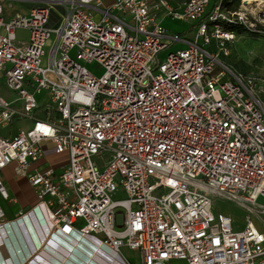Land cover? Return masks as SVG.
Here are the masks:
<instances>
[{"label":"built area","instance_id":"obj_1","mask_svg":"<svg viewBox=\"0 0 264 264\" xmlns=\"http://www.w3.org/2000/svg\"><path fill=\"white\" fill-rule=\"evenodd\" d=\"M45 1L10 16L0 2V74L22 104L0 96V126L32 120L0 136V198L16 202L10 165L35 189L12 219L0 204L9 242L20 235L0 264H133L124 246L139 264H264V83L222 59L240 39L231 26L264 32V15L222 0ZM167 17L193 22L194 36ZM45 141L68 153L65 167L35 165ZM216 196L245 209L243 228L214 209ZM33 217L39 231L25 233Z\"/></svg>","mask_w":264,"mask_h":264},{"label":"rangeland","instance_id":"obj_2","mask_svg":"<svg viewBox=\"0 0 264 264\" xmlns=\"http://www.w3.org/2000/svg\"><path fill=\"white\" fill-rule=\"evenodd\" d=\"M104 1V0H103ZM176 2V0H172ZM264 0L247 1L242 0L240 7H245L249 11V15H254L258 18L259 14L264 15ZM56 16V15H55ZM163 25L172 30L180 31L186 37H193L194 31L193 22H188L185 20H179L173 17L164 18L162 21ZM261 28V27H260ZM264 33V32H263ZM240 39L236 44L231 46V52L228 57H223L225 61L234 71L244 75H251L257 81V85L260 86L264 83V35L251 36L249 34L239 35ZM50 42H48L46 49H49ZM167 52V51H166ZM166 52L160 53V58H162ZM47 61V57L43 58V62ZM89 69L96 75H101L104 72V68L98 66L97 64L89 65ZM0 96L8 100H12L15 93L9 89L6 84L4 72L0 74ZM259 97L264 102V94L260 93ZM29 120L28 124H32V120ZM11 197L16 198V202L4 200L0 198V204L6 214H17V211L22 208L27 210L31 203L28 200L35 201V189L31 186L30 188H25L24 191L20 189L12 194ZM260 203L264 204V196H261L258 200ZM214 209L216 211L220 210L226 214L233 217L234 220L241 222L245 215V209L239 206L237 203L229 200H225L222 197L216 196L214 198ZM256 224L261 230H264L263 222L255 217ZM122 253L130 259L131 262L137 264L140 261V253L138 250H131L128 247H122ZM171 264H189L186 260L175 259Z\"/></svg>","mask_w":264,"mask_h":264},{"label":"crops","instance_id":"obj_3","mask_svg":"<svg viewBox=\"0 0 264 264\" xmlns=\"http://www.w3.org/2000/svg\"><path fill=\"white\" fill-rule=\"evenodd\" d=\"M112 1L113 0H104L103 2L105 4H110ZM181 1H183V0H176L175 3H178ZM0 2L4 3V5L6 6L5 13L8 16L14 15L16 13H28V11L34 5L47 3V1H45V0H42V1L41 0H34V1L33 0H14V1H12V3H10L9 0H0ZM9 4H12V6H9ZM63 12H64L63 8H59V7L54 8L52 11L51 19H50V24L51 25L57 24L59 21V17H60L59 15H61V13H63ZM191 28H193V26ZM178 32H180V31H178ZM17 36H18V41L20 43L26 44L28 39H29V31L26 29H23V28L19 29V30H17ZM176 46H180V45H176ZM11 101L15 103V105L18 109L22 108V104L19 101H17L16 94H15V96H13V99ZM27 119H29V118H23L20 116H16L8 124L0 126V136H12V135H15L21 129L29 128L31 126V124L26 123L29 121ZM43 145H44L45 151H46L45 156L42 160H40L39 162H37L35 164L36 166L45 167L46 165H51V166L55 167L56 169H61L68 164L69 155L67 152L62 153V154H57L54 151V145L51 141H45ZM3 175H4L6 185L8 186L11 195L12 194L14 195V193H16L19 189L21 191H24L25 188L31 187V184L29 183L27 177L15 174L14 165H10V166H7L6 168H4ZM31 201L32 200H28V203L32 204ZM20 209H22V208H20ZM16 215L17 214H6L5 218L9 220V219L14 218ZM234 225L237 229L243 228L245 226L244 218L241 222L234 220ZM125 247H127V246H125ZM44 258H47V257L44 256ZM71 258L73 260H75L73 257H71ZM41 260H43V258H41ZM51 263H54V262L51 261ZM139 263H140V261L137 264H139ZM133 264H135V263H133Z\"/></svg>","mask_w":264,"mask_h":264},{"label":"bare ground","instance_id":"obj_4","mask_svg":"<svg viewBox=\"0 0 264 264\" xmlns=\"http://www.w3.org/2000/svg\"><path fill=\"white\" fill-rule=\"evenodd\" d=\"M247 1H255V0H247ZM264 2V1H263ZM31 214H34V216L35 217H37L38 218V216L36 215L37 213L34 211L33 213H31ZM30 217H32V215H30ZM35 217H33L32 219H31V221H30V224H27L26 226H25V233H26V230H28L29 228V230L27 231V232H30L31 231V233H33L32 231H39V228H40V224H39V221L37 220V218H35ZM27 222V221H26ZM18 225H19V227H18V230H14L13 232H17V231H19V230H21V228L23 229L24 227H23V225L22 224H20V223H17ZM18 225H13V229L14 228H17V226ZM26 227H27V229H26ZM5 228V229H4ZM11 228H9V227H6V226H4V227H1L0 226V234H3L4 235V239L3 240H5L6 242H7V244H8V248L10 249V250H6L5 248H4V244L2 243V245H3V248H2V252H1V255H0V257L2 258V257H4V258H6V259H9V256H14V255H16V251L14 250L17 246H20V242H18L19 240H18V238H17V235H19L18 233H17V235H13L12 236V243L11 242H9V240L8 239H10V236L8 235L9 233H11V230H10ZM37 229V230H36ZM6 234V235H5ZM9 236V237H8ZM20 236V235H19ZM20 238V237H19ZM0 240H2V238L0 239ZM21 241H22V243L23 244H28L27 243V241L26 240H23V239H21ZM29 242V241H28ZM1 245V246H2ZM43 245L44 244H42V246H41V248H39V250H35L36 252H34V254L33 255H31V257L32 256H34V255H36V254H38V252L42 249V247H43ZM31 253V252H30ZM25 258H27L26 256H25ZM3 260V259H2Z\"/></svg>","mask_w":264,"mask_h":264},{"label":"trees","instance_id":"obj_5","mask_svg":"<svg viewBox=\"0 0 264 264\" xmlns=\"http://www.w3.org/2000/svg\"><path fill=\"white\" fill-rule=\"evenodd\" d=\"M222 3L224 6L228 7L229 9L236 10L241 6L242 0H222ZM231 29H233L239 35H242L244 33L249 34L251 36H257L260 34L264 35L263 31H259V30L255 31L244 25H234V26H231ZM228 56H223V57H228ZM36 114L44 116L43 113H36Z\"/></svg>","mask_w":264,"mask_h":264}]
</instances>
